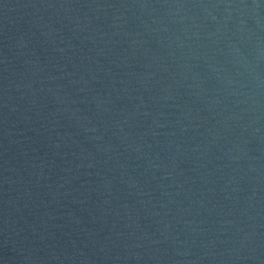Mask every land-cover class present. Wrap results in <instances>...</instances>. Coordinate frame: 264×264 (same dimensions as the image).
Returning a JSON list of instances; mask_svg holds the SVG:
<instances>
[{
    "label": "water",
    "instance_id": "obj_1",
    "mask_svg": "<svg viewBox=\"0 0 264 264\" xmlns=\"http://www.w3.org/2000/svg\"><path fill=\"white\" fill-rule=\"evenodd\" d=\"M0 264H264V0H0Z\"/></svg>",
    "mask_w": 264,
    "mask_h": 264
}]
</instances>
